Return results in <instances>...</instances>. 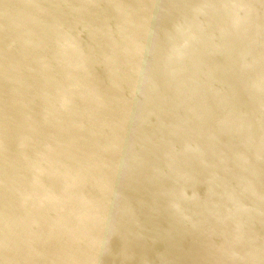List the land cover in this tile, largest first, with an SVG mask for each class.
<instances>
[{"label":"water","instance_id":"95a60500","mask_svg":"<svg viewBox=\"0 0 264 264\" xmlns=\"http://www.w3.org/2000/svg\"><path fill=\"white\" fill-rule=\"evenodd\" d=\"M0 264H264V0H0Z\"/></svg>","mask_w":264,"mask_h":264}]
</instances>
